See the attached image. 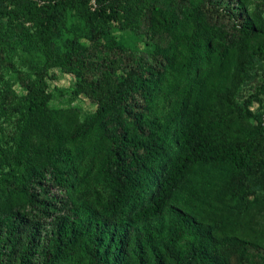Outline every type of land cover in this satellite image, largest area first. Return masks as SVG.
Returning <instances> with one entry per match:
<instances>
[{
	"label": "trees",
	"instance_id": "trees-1",
	"mask_svg": "<svg viewBox=\"0 0 264 264\" xmlns=\"http://www.w3.org/2000/svg\"><path fill=\"white\" fill-rule=\"evenodd\" d=\"M135 1L154 33L168 36L157 67L125 65L117 43L101 61L67 57L47 31L62 70L98 71L76 88L96 105L95 118L69 123L50 110L42 72L27 85L18 169L0 186V264H198L201 255L225 264L207 251L210 221L225 196L238 198L236 175L264 166V130L232 139L216 105L264 24L235 0L221 9L233 41L198 10L177 16ZM252 54L264 60V44Z\"/></svg>",
	"mask_w": 264,
	"mask_h": 264
},
{
	"label": "rangeland",
	"instance_id": "rangeland-1",
	"mask_svg": "<svg viewBox=\"0 0 264 264\" xmlns=\"http://www.w3.org/2000/svg\"><path fill=\"white\" fill-rule=\"evenodd\" d=\"M151 1L177 16L186 8L198 10L230 40L239 39L232 20L221 11L233 7L235 0ZM244 3L250 17L264 24V0ZM48 30L64 56L101 61L109 52L108 43H117L125 65L143 68L157 67L156 48L168 43V36L150 28L147 11L135 0H0V186L18 169L14 154L24 122L27 85L37 82L40 72L50 92V110L59 111L69 123L91 124L95 118L96 105L77 95L76 88L81 76L92 80L98 71L62 70L48 48ZM263 44L260 39L242 47L246 65L234 74L231 90L216 105L232 139L260 134L255 116L264 110V60L252 52ZM231 190L238 198L228 195L219 202L210 221L207 251L225 264H264V166L239 172ZM55 193L49 188L48 194ZM198 264L208 263L201 255Z\"/></svg>",
	"mask_w": 264,
	"mask_h": 264
},
{
	"label": "built area",
	"instance_id": "built-area-1",
	"mask_svg": "<svg viewBox=\"0 0 264 264\" xmlns=\"http://www.w3.org/2000/svg\"><path fill=\"white\" fill-rule=\"evenodd\" d=\"M259 121H260V124L264 127V110L259 116Z\"/></svg>",
	"mask_w": 264,
	"mask_h": 264
}]
</instances>
